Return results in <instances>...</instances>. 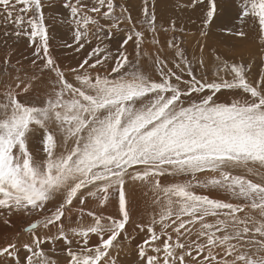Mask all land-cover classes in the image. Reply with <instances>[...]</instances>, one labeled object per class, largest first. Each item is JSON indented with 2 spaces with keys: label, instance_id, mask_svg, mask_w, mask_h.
Returning a JSON list of instances; mask_svg holds the SVG:
<instances>
[{
  "label": "snow or ice",
  "instance_id": "snow-or-ice-1",
  "mask_svg": "<svg viewBox=\"0 0 264 264\" xmlns=\"http://www.w3.org/2000/svg\"><path fill=\"white\" fill-rule=\"evenodd\" d=\"M131 245L137 264H264V0H0V257Z\"/></svg>",
  "mask_w": 264,
  "mask_h": 264
},
{
  "label": "rangeland",
  "instance_id": "rangeland-1",
  "mask_svg": "<svg viewBox=\"0 0 264 264\" xmlns=\"http://www.w3.org/2000/svg\"><path fill=\"white\" fill-rule=\"evenodd\" d=\"M165 9H167L168 11L165 14H173L171 13V6L170 4L167 3H161L158 6V14L160 12H163ZM192 31H194L195 29L189 25L188 26ZM53 35L55 36V39L53 40V44H57L60 40H62L63 38H65L66 36V31L64 28H61L59 26H56L53 28ZM221 38L217 37V36H212L209 38V44H217L220 41ZM191 43L194 44V40L191 41ZM229 43H236L234 41H229ZM221 47H223L222 44H220ZM20 52H26V49L24 47L23 42L20 45ZM54 54H58L63 56L64 53L59 50L56 49L54 47ZM67 62V61H65ZM36 143H38V141H36ZM168 181V178L165 177V182ZM139 194H138V193ZM130 196L132 197V199L134 200V203L136 205V209H137V214H143L145 205L147 200L149 199V197H147L144 193V191H142L140 188H136L134 190H130ZM86 222H88V218H85ZM20 226V222L17 221V227ZM8 231H15V229L12 230H8ZM129 232L132 234L133 237L135 238H139L142 237L144 235V233H138L137 231H135L134 229H132L131 227H129ZM91 243L95 244L97 242V237L95 235H92L90 237ZM81 244V241L79 239H74L72 241V247L76 248L78 245ZM49 248L53 251V252H57L59 249V245L57 243L54 242H49ZM135 245H131L130 247L124 248L123 250L116 252H113V257L117 259V264H128V260L130 262V264H135V262L131 263V259L134 257H138L134 251ZM26 255V251L22 248V247H18L17 248V252L16 255L13 257H0V264H23V260L25 258ZM61 259H63V256H61ZM125 260V261H124Z\"/></svg>",
  "mask_w": 264,
  "mask_h": 264
},
{
  "label": "bare ground",
  "instance_id": "bare-ground-1",
  "mask_svg": "<svg viewBox=\"0 0 264 264\" xmlns=\"http://www.w3.org/2000/svg\"><path fill=\"white\" fill-rule=\"evenodd\" d=\"M137 193H138V192H137ZM138 194H139V193H138ZM138 259H139V257H134V258H132L130 261H131V263H132V262H135V264H137ZM124 261H125V260H124ZM128 264H130L129 260H128Z\"/></svg>",
  "mask_w": 264,
  "mask_h": 264
}]
</instances>
